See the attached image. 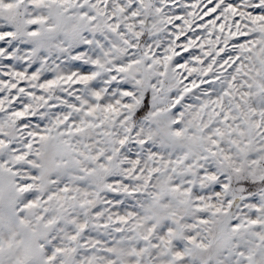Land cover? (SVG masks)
<instances>
[{"label": "snow or ice", "instance_id": "obj_1", "mask_svg": "<svg viewBox=\"0 0 264 264\" xmlns=\"http://www.w3.org/2000/svg\"><path fill=\"white\" fill-rule=\"evenodd\" d=\"M0 264H264V0H0Z\"/></svg>", "mask_w": 264, "mask_h": 264}]
</instances>
